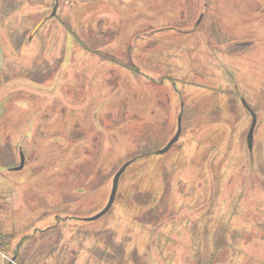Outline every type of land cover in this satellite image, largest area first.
<instances>
[{
	"label": "rangeland",
	"instance_id": "374dc122",
	"mask_svg": "<svg viewBox=\"0 0 264 264\" xmlns=\"http://www.w3.org/2000/svg\"><path fill=\"white\" fill-rule=\"evenodd\" d=\"M0 233V264H264V0H0Z\"/></svg>",
	"mask_w": 264,
	"mask_h": 264
},
{
	"label": "water",
	"instance_id": "95a60500",
	"mask_svg": "<svg viewBox=\"0 0 264 264\" xmlns=\"http://www.w3.org/2000/svg\"><path fill=\"white\" fill-rule=\"evenodd\" d=\"M56 11V7L52 10L51 13V17L55 14ZM45 22V20H41L32 30L31 32V36L34 35V33L41 27V25ZM243 106L245 107V109H247V111L250 113L252 121L250 124V128L247 134V144H248V148L251 149V143L253 141V132H254V128L256 125V115L254 114V112L249 108V106L242 100ZM181 132V117L178 116L177 118V130L175 135L170 139V141L166 144V146H164L161 150H159L157 153L158 154H165L170 148L171 146L178 140L179 135ZM23 163H24V157L23 154L20 152V165L15 168L14 170H21L23 167ZM130 161L125 162L119 169L118 171L114 174L113 178H112V183H111V189H110V194L107 200V203L105 205V207L99 211L96 215L88 218V221H93V220H97L99 218H101L103 215H105L111 208L114 200H115V196H116V192H117V187H118V183H119V179L121 177V175L125 172V170L127 169V167L130 165Z\"/></svg>",
	"mask_w": 264,
	"mask_h": 264
},
{
	"label": "trees",
	"instance_id": "16d2710c",
	"mask_svg": "<svg viewBox=\"0 0 264 264\" xmlns=\"http://www.w3.org/2000/svg\"><path fill=\"white\" fill-rule=\"evenodd\" d=\"M1 128H2V126H1ZM157 154H155V153H147L146 156H148V157L149 156H152V157L156 158V157H159V155H157ZM146 156L144 154L143 156H139V158L143 159ZM130 162H131L130 165L134 163V161H130ZM207 202H209V201H207ZM134 205L136 206V204H134ZM208 205H209V203H208ZM135 206H133V207H135ZM222 207H223V204L221 203L220 204V209ZM174 217L177 218L176 216H174ZM179 217H181V216L179 215ZM171 218H173V217H171ZM165 220L168 221V220H170V218L169 219H165ZM230 225H231V223H230ZM243 227H245V226H243ZM16 238L17 237H16V234L15 233H0V251H2V253H8V252H10V254L12 255V257H15L16 259H18V258H20V253L18 251H19V248L21 247L22 241L18 245H16L15 247H12V245H13L14 241L16 240ZM252 242H251L252 245L250 243L251 249H250V247H248V252H249V249L252 250V247L255 246V245H259V243H261L260 244L261 246H264V240L263 241H259V240H256L255 239ZM242 250L243 249H241L240 251H242ZM246 252H247V249H246ZM249 255H250V253H249ZM250 258H251V256H250ZM261 259L263 260L262 262H264V258H261ZM250 264H251V260H250Z\"/></svg>",
	"mask_w": 264,
	"mask_h": 264
}]
</instances>
